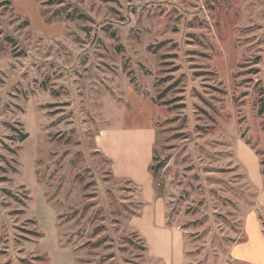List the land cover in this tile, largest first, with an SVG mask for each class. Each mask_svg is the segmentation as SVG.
Here are the masks:
<instances>
[{
    "label": "rangeland",
    "instance_id": "374dc122",
    "mask_svg": "<svg viewBox=\"0 0 264 264\" xmlns=\"http://www.w3.org/2000/svg\"><path fill=\"white\" fill-rule=\"evenodd\" d=\"M150 115L194 264H264V0H0V264H160L95 141Z\"/></svg>",
    "mask_w": 264,
    "mask_h": 264
},
{
    "label": "crops",
    "instance_id": "0c3cea01",
    "mask_svg": "<svg viewBox=\"0 0 264 264\" xmlns=\"http://www.w3.org/2000/svg\"><path fill=\"white\" fill-rule=\"evenodd\" d=\"M151 120L152 115L144 126L133 128L115 125L104 128L96 136V145L110 160L114 177L127 180L136 188L141 207L131 219V227L146 244L150 258L160 264H194L190 258L192 246L187 235L176 222L170 221L165 199L158 193L150 170L155 140V128ZM243 151L254 155L247 147ZM248 179L262 191L260 178H255L256 183L251 181L249 175ZM262 195L264 193L259 194L260 204L263 203ZM237 247L234 245L231 249L234 259H237L234 256ZM62 257L63 262L64 258L67 262V251L62 252Z\"/></svg>",
    "mask_w": 264,
    "mask_h": 264
},
{
    "label": "trees",
    "instance_id": "16d2710c",
    "mask_svg": "<svg viewBox=\"0 0 264 264\" xmlns=\"http://www.w3.org/2000/svg\"><path fill=\"white\" fill-rule=\"evenodd\" d=\"M58 2H63V0H57ZM9 40L13 41V39H10ZM14 42V41H13ZM263 108V107H262Z\"/></svg>",
    "mask_w": 264,
    "mask_h": 264
}]
</instances>
